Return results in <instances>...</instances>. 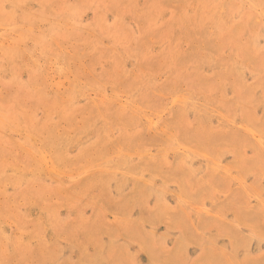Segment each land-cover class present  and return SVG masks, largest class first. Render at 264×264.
Instances as JSON below:
<instances>
[{
	"label": "rangeland",
	"instance_id": "374dc122",
	"mask_svg": "<svg viewBox=\"0 0 264 264\" xmlns=\"http://www.w3.org/2000/svg\"><path fill=\"white\" fill-rule=\"evenodd\" d=\"M0 264H264V0H0Z\"/></svg>",
	"mask_w": 264,
	"mask_h": 264
}]
</instances>
